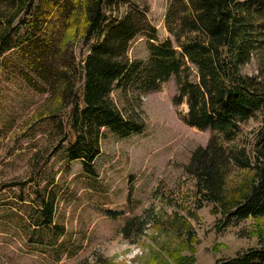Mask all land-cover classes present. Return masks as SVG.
Returning <instances> with one entry per match:
<instances>
[{
  "label": "rangeland",
  "instance_id": "1",
  "mask_svg": "<svg viewBox=\"0 0 264 264\" xmlns=\"http://www.w3.org/2000/svg\"><path fill=\"white\" fill-rule=\"evenodd\" d=\"M128 6L145 9L157 42L170 38L177 48L164 23L167 0H122L105 14L119 18ZM18 18L27 19L23 14ZM147 47V37L137 34L129 44L128 58L147 61ZM87 50L88 45L75 37L60 46L57 61L68 62L65 73L72 65L77 73L80 56ZM25 57L18 49L0 55V264H214L259 244L264 219L225 226L211 203L195 208V179L185 166L212 133L180 118L188 107L185 98L173 103L178 94L173 76L153 91L130 89L124 94L113 88L110 97L117 108L123 112L136 108L144 128L127 137L102 128L95 173L90 175L79 160L67 156L71 104L55 91V86L61 88L59 79L52 80L53 87L51 81L39 78ZM261 69L259 60L252 58L242 71L254 75ZM196 79L193 68L190 80ZM80 84L75 77V86ZM261 127L264 110L240 124L232 143H223L251 152ZM244 172L234 168L229 182H237ZM35 188L54 198L53 221L63 229L56 239L33 232ZM173 214L183 217L190 227L182 228H190L191 234L160 223V218ZM133 217L139 220L128 225ZM140 221L145 225L137 232Z\"/></svg>",
  "mask_w": 264,
  "mask_h": 264
},
{
  "label": "trees",
  "instance_id": "2",
  "mask_svg": "<svg viewBox=\"0 0 264 264\" xmlns=\"http://www.w3.org/2000/svg\"><path fill=\"white\" fill-rule=\"evenodd\" d=\"M121 1L0 0V55L18 49L39 78L51 81L53 87L52 80L59 79L61 88L57 85L55 91L71 104L67 156L79 160L90 175L95 173L93 161L100 153L102 128L120 137L144 128L136 108L125 112L117 108L110 97L113 88L124 94L130 89L148 92L173 76L178 90L173 103L185 98L188 107L180 118L212 133L185 166L195 179V208L211 203L225 226L248 218L264 219V127L256 132L251 152L245 146L223 143H232L240 124L264 110V69L254 75L242 71L252 58L264 67V0H167L164 23L177 48L170 38L157 42L156 28L145 9L128 6L119 18L106 16L105 11ZM19 14L27 19H19ZM139 33L148 39L147 61L127 56L131 40ZM75 37L88 50L80 56V70L76 73L70 63L71 72L65 73L68 62L57 61L60 46ZM193 68L196 81L190 80ZM75 77L81 81L77 87ZM234 168L245 172L232 183L228 177ZM33 195V232L56 239L63 229L53 221V196L37 188ZM190 217L195 219L196 213ZM136 220L139 217L127 224ZM159 221L168 229L191 234L190 228H182L188 226L182 216L173 214ZM144 225L138 222L137 232ZM259 240L257 246L214 264H264V236Z\"/></svg>",
  "mask_w": 264,
  "mask_h": 264
}]
</instances>
